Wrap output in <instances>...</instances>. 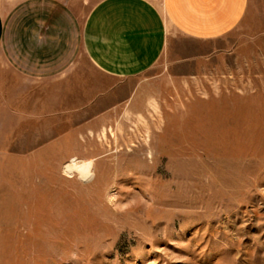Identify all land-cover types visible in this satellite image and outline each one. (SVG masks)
Listing matches in <instances>:
<instances>
[{"label":"rangeland","instance_id":"rangeland-1","mask_svg":"<svg viewBox=\"0 0 264 264\" xmlns=\"http://www.w3.org/2000/svg\"><path fill=\"white\" fill-rule=\"evenodd\" d=\"M64 1L81 22L98 2ZM134 82L138 104L77 119L75 157L0 156V264H264V0L219 40L173 37Z\"/></svg>","mask_w":264,"mask_h":264},{"label":"crops","instance_id":"crops-1","mask_svg":"<svg viewBox=\"0 0 264 264\" xmlns=\"http://www.w3.org/2000/svg\"><path fill=\"white\" fill-rule=\"evenodd\" d=\"M27 1L8 19L0 9L1 157H75L77 119L99 123L138 104L134 80L163 59L173 37L219 40L243 23L251 4L98 0L81 22L64 0ZM80 54L114 84H93L77 64Z\"/></svg>","mask_w":264,"mask_h":264},{"label":"bare ground","instance_id":"bare-ground-1","mask_svg":"<svg viewBox=\"0 0 264 264\" xmlns=\"http://www.w3.org/2000/svg\"><path fill=\"white\" fill-rule=\"evenodd\" d=\"M90 162V165H89ZM66 172L72 174L74 172L84 180H90L94 175V162L93 161H79L73 159L67 166ZM72 176V175H71Z\"/></svg>","mask_w":264,"mask_h":264},{"label":"clouds","instance_id":"clouds-1","mask_svg":"<svg viewBox=\"0 0 264 264\" xmlns=\"http://www.w3.org/2000/svg\"><path fill=\"white\" fill-rule=\"evenodd\" d=\"M89 165H90V162H89Z\"/></svg>","mask_w":264,"mask_h":264}]
</instances>
